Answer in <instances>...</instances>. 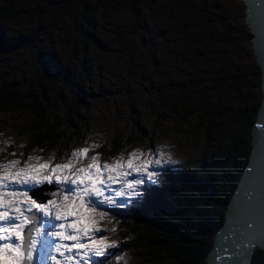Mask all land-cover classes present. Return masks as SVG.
<instances>
[{
	"label": "rangeland",
	"instance_id": "374dc122",
	"mask_svg": "<svg viewBox=\"0 0 264 264\" xmlns=\"http://www.w3.org/2000/svg\"><path fill=\"white\" fill-rule=\"evenodd\" d=\"M1 3L10 18L2 22L6 29L3 42L0 41V80L26 84L28 91L33 90L37 98L43 97L54 104L58 122H62L63 127L74 131L86 128L85 136H95L96 141L102 142L98 145L101 152L94 154L87 151L81 156L89 164L92 163V156H96V163L102 166L105 163L126 164L127 160L122 158L115 160L116 149L121 147L127 151L135 147L120 146V143L113 142L112 136L114 131L128 124L129 119L135 122L136 115L140 120L137 132L143 134L138 138L144 139L142 146H150L153 141L161 153L169 157L168 162L187 160L193 163L202 155L207 135H211V145H219L223 139L227 142L231 128L240 127L235 121L245 102L251 101L249 106L253 107L263 100V72L254 52V34L246 21L244 0H60L59 4H52V0H5ZM135 6L139 7L140 14ZM96 9L97 25L92 27L91 20L87 19L84 23L90 31L78 28L76 16ZM77 31H80L79 34ZM80 33H88L86 36H89L91 44L88 56L75 49L78 43H75L76 37H83ZM50 48H54L55 52H50ZM92 48L98 50L93 51ZM111 54L129 56L130 60L136 54L140 60L137 57L132 67L146 79H152L155 88L165 75V83H171L165 101L157 102L160 96L158 90H155V95L146 92L148 83L140 84L138 80L127 79L124 69L112 64ZM151 55H155V59ZM52 56H55L53 60L46 59ZM125 62L129 61L121 60L124 67ZM160 69L164 73L156 74ZM82 74L92 78L85 83L84 89L77 84ZM47 75L57 77L61 82L66 78L77 85L74 88L70 86L71 90L63 94L44 90L39 87L38 79ZM110 78L113 80L109 81ZM180 80L183 84L195 83L198 92L190 87L192 93L187 91L189 102L183 110L205 115L206 124L194 117L181 121L182 124L170 118L182 103L171 97L182 90L177 85ZM101 81L105 84L103 82L100 86ZM113 93L119 95L118 100L111 98ZM56 97L59 100L55 101ZM126 97L137 101L133 106L135 111L128 100L122 104ZM72 99L76 102L69 107L59 103ZM56 114L53 120L57 119ZM0 121L1 135L15 134L17 127L28 129L32 135L30 119L7 114ZM207 123L212 125L213 131L206 128ZM245 131L246 128L242 127L237 140L245 139ZM98 132L102 138H98ZM64 150L63 145L45 150L46 154L39 159L27 162L29 165L48 163L49 167L70 162L74 166L73 154ZM110 151L112 155H109ZM136 156V161L143 160L136 159ZM12 160L20 161L12 157L6 158L2 164ZM19 166L23 165L20 163ZM77 167L83 166L79 164ZM126 171L130 174L128 180L136 177L133 171ZM106 194L114 198L115 193L109 190ZM93 201L106 206L96 202L95 198ZM51 218L46 217L47 225ZM47 225L39 227L41 234L37 250L43 251L46 246L52 248L55 244V239L44 236ZM100 226H104L101 220L97 224V227ZM115 245L101 256L93 254V258L107 253L104 258L106 264L117 261L118 257L111 252L118 248L117 243ZM129 252L132 257L125 264H151L138 259L134 250Z\"/></svg>",
	"mask_w": 264,
	"mask_h": 264
},
{
	"label": "trees",
	"instance_id": "16d2710c",
	"mask_svg": "<svg viewBox=\"0 0 264 264\" xmlns=\"http://www.w3.org/2000/svg\"><path fill=\"white\" fill-rule=\"evenodd\" d=\"M1 1L5 0H0V41L3 42L4 30L6 28L2 22H6L10 17L1 7ZM59 1L57 0L52 4ZM135 8L140 14L139 7L135 6ZM97 11L96 9V11L84 12L80 13V16H76V20L79 23L78 28L89 32V28L84 23V20L87 21V19L91 20L90 24L92 27L96 26L97 19H95V15ZM79 32L77 31V34ZM80 34L83 37H76L75 43H78H76L75 49L80 50L81 55L88 56L91 45L88 39L89 36H86L88 33ZM100 39L102 43L105 42L102 38ZM23 40L21 39V41ZM49 50L52 53L55 52L54 48H50ZM92 50L97 51L98 49L92 48ZM137 57L135 54L132 60H130L129 56L110 55L112 64L114 66H121L124 72L121 68L119 70L127 75V79L138 80L140 84L143 82L148 83L146 92L154 94L155 90H158L160 96L157 102H164L168 93V85L171 83H165L163 80L164 75L159 81L160 84L155 88L152 79H146L141 72L138 73V70L132 67ZM151 57L155 59V55H151ZM54 58L55 56L46 57L48 61ZM122 59L129 61L125 62V67L121 64ZM138 60H140L139 57ZM155 73L162 74L164 72L160 69ZM86 75L82 74L81 79L77 82L81 89H84L85 83L92 80L89 75ZM159 76L161 77V75ZM111 80L113 79L110 78L109 81ZM103 82L101 81L100 86ZM38 83L39 87H42L44 90L54 91L55 93L59 92L61 94L67 93L71 90V87L74 88L77 85L76 82L69 81L66 78L64 82H61L57 77L52 75L41 76V79H38ZM25 85L11 84L8 81L0 80V118L9 114L32 120V135L24 127H19L15 130V138L19 135L29 140V146H25L23 152L27 153L36 148V152L40 156V148L52 150L55 147L58 148L61 144L65 145L66 150V146L73 139L78 138L79 130L74 131L69 127H63L61 125L62 122H58L54 104L44 100L43 97L37 98L35 92L33 90L28 91V87ZM106 85L109 84L106 82ZM177 85L182 90H179L177 94L171 97L179 99L182 103L179 109L170 115V118L182 124L181 121H187L189 118L194 117L201 121L202 124H206L207 117L205 115L197 114L194 111L189 112L186 109L183 110L184 105L189 102L188 92H191L190 87H194L195 93H198L195 83L183 84L180 80ZM122 87L125 88L124 85ZM118 96L113 93V97L111 98L118 100ZM74 99L70 102L66 100V103L65 101L59 103L69 107V105H73L76 102ZM57 100H59V97H56L55 101ZM125 100H128L131 109L134 110L133 106L137 101H130L126 97L122 100V104L126 102ZM119 101L118 104H121ZM250 104L251 101L245 102L243 110L236 117L237 120L235 121L241 128H246V131L243 132L244 140H237L241 128L233 126L227 134V142H224L225 139H223L219 145L217 143L211 145L213 143L209 138L211 135H207V144L202 148L200 158L193 160L194 164L185 160L186 162L183 164L168 163L161 166L164 170L154 175L156 178L154 182L148 183L152 193L144 189L143 202L133 198L127 204H124L126 211L131 209L134 212L131 213L133 216L128 218L120 217L119 222H114V230L111 227L114 233L109 235L110 239H112L110 242L116 241L117 245L120 246L121 252H124L121 247L123 245L124 249L128 250L126 253L129 255H131L129 251L134 250L138 255L136 256L138 259L148 261L151 264H207L206 257L213 246L215 231L222 225L225 219L226 206L231 200L233 188L237 185L242 170L250 160L253 138L252 128L260 106V104H255L252 107L249 106ZM110 107H112V104ZM99 111L102 112V110ZM55 114L57 119L53 120L52 117ZM134 118L135 122L129 119L128 124L117 132H113L114 143H120V146L129 147L143 145L144 139L138 138L143 136V134L137 132V124L140 120L138 115ZM10 126L13 125L10 124ZM22 128H24L23 131H19ZM206 128L213 131L210 123H207ZM11 143L13 142L6 140L5 145L7 146ZM112 145L116 147L113 143ZM122 150L123 148L121 147L117 148L115 154ZM140 152L143 151L141 150ZM110 154L111 151L109 152ZM252 264H264V250L259 249L255 252Z\"/></svg>",
	"mask_w": 264,
	"mask_h": 264
},
{
	"label": "snow or ice",
	"instance_id": "6c2138e0",
	"mask_svg": "<svg viewBox=\"0 0 264 264\" xmlns=\"http://www.w3.org/2000/svg\"><path fill=\"white\" fill-rule=\"evenodd\" d=\"M87 151L86 148L78 150L80 156ZM133 158L134 154L130 153L126 164L109 165L105 163L102 168L96 163V156L90 158L92 163L87 167H73L70 162L56 164L52 167H49L48 163L29 165L27 160L24 161L23 166H19L20 161L17 160L0 164V222H3L0 225V264H25V261L30 264L33 260V252L36 250L41 230L33 227L27 237L23 235L26 226L33 224L32 218L25 215L26 211L35 210L59 222L54 225L57 231L51 235L60 241L56 244L55 250L61 256L75 250L84 264H88L86 257L90 253L101 256L106 249L115 247L114 242L105 243L103 237L96 238L94 235L102 231L97 224L106 213L97 211L93 198L99 204L111 207L118 202L106 194L110 190V185L121 183L122 188L116 190L115 195L123 197L125 195L123 189L135 191L143 182L140 179L125 180L124 178L129 174L126 169L144 173L151 179L155 173L148 170L150 166L167 163L156 158L136 165L133 163ZM135 158L140 159L141 157L136 156ZM31 159L32 157H28V160ZM170 162L176 163V161ZM53 182L57 185L65 184L73 187L67 191V194L61 193L58 199H48L46 203L38 202L29 195L28 191H16L15 189L8 191L13 185L36 189L45 183L52 184ZM120 206L122 207L123 204L121 203ZM13 237L17 243H11ZM85 240L87 243L84 242ZM3 241L9 242L3 243ZM68 241L71 243H65ZM52 259L53 264H64V261L57 260L55 256ZM66 260L67 264H72L71 255L66 256Z\"/></svg>",
	"mask_w": 264,
	"mask_h": 264
},
{
	"label": "water",
	"instance_id": "95a60500",
	"mask_svg": "<svg viewBox=\"0 0 264 264\" xmlns=\"http://www.w3.org/2000/svg\"><path fill=\"white\" fill-rule=\"evenodd\" d=\"M245 3L248 16L246 21L254 34V52L263 68V100L252 128L250 160L242 170L237 187L233 189L225 222L215 235L213 248L206 258L207 264H214L215 259H221L224 255L228 257V264H252L255 249L264 250V152L261 150L264 146V49L260 47L259 29L250 18V15H258L260 9H264V0H245ZM44 151L43 148L39 149L42 155ZM65 189V186L44 184L32 189L30 196L38 202L46 203L48 199H58ZM39 192L45 194V197L41 198ZM30 217L33 224L29 225L25 237L33 227H38L40 214L33 211Z\"/></svg>",
	"mask_w": 264,
	"mask_h": 264
},
{
	"label": "bare ground",
	"instance_id": "6f19581e",
	"mask_svg": "<svg viewBox=\"0 0 264 264\" xmlns=\"http://www.w3.org/2000/svg\"><path fill=\"white\" fill-rule=\"evenodd\" d=\"M47 1V0H46ZM55 1H57V0H52V3L53 2H55ZM244 2H245V0H244ZM248 16L246 15V18H247ZM250 18L251 19H253V23H254V25H255V27L256 28H258L259 29V34H260V47L262 48V49H264V9L263 8H261L260 9V12L258 13V15L257 14H254V15H250ZM79 20H80V18H79ZM105 43V42H104ZM262 68V67H261ZM262 71H263V68H262ZM261 150L264 152V146H262L261 147ZM149 193H152V191L151 190H149ZM55 241V240H54ZM55 243V242H54ZM214 245V244H213ZM55 246V244L52 246V248ZM212 248H213V246H212ZM255 251H256V249H255ZM214 252V251H213ZM48 255V254H47ZM221 259H219V258H217V259H215V261L213 262L214 264H221L220 262H222V263H226V264H228L227 263V261H228V257H226L225 255L222 257H220Z\"/></svg>",
	"mask_w": 264,
	"mask_h": 264
}]
</instances>
